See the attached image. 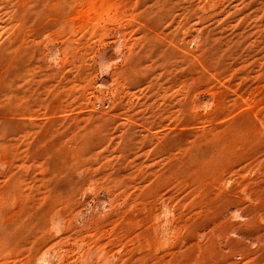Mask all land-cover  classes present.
<instances>
[{
    "label": "rangeland",
    "instance_id": "rangeland-1",
    "mask_svg": "<svg viewBox=\"0 0 264 264\" xmlns=\"http://www.w3.org/2000/svg\"><path fill=\"white\" fill-rule=\"evenodd\" d=\"M0 264H264V0H0Z\"/></svg>",
    "mask_w": 264,
    "mask_h": 264
}]
</instances>
